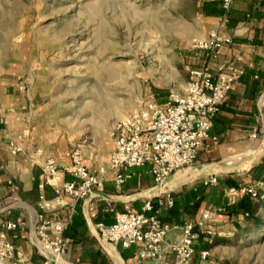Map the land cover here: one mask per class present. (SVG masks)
<instances>
[{"label":"crops","instance_id":"crops-1","mask_svg":"<svg viewBox=\"0 0 264 264\" xmlns=\"http://www.w3.org/2000/svg\"><path fill=\"white\" fill-rule=\"evenodd\" d=\"M198 9L205 21L197 39L208 37L214 31L229 41L215 49L198 48L189 69L195 66L214 69L228 62L244 70L233 82L213 119L210 134L216 139L209 138L200 149L196 164L171 173L163 187L155 184L149 164L127 168L130 177L116 186L108 162L112 145L101 153L87 144L84 162L93 172H98L100 167L104 169L100 193L105 198L74 201L64 196L63 205L45 213L50 220L66 222L62 234L69 238V244L63 255L57 256L59 264H137L135 245L101 243L96 223H112L116 212L139 211L147 199L152 200L160 219L177 225L195 221L205 211H213L214 217L207 223L212 232L201 231L195 240L192 264H214V231L224 229L229 221L239 224L255 208L254 197L246 188L253 187L256 193L258 188L259 193L264 190V0H233L227 12L220 0H201ZM1 74L0 231L4 230L6 239L13 244L11 258L16 260L15 264H35L42 259L33 244V236L40 211L38 183L43 177V161L48 157L56 160L60 168L57 181L61 183L71 178L70 174L61 172V167L68 162L67 150L61 146L57 134L41 133L32 137L35 129L27 113L35 105L34 95L15 76L4 78ZM152 96L164 102L168 94ZM219 172L222 174L218 176ZM209 174L218 176L215 186L203 183ZM198 178L199 182L191 183ZM163 189L172 193L171 206L156 203ZM43 192L47 198L55 195L49 183ZM7 221L19 224L7 229ZM170 234L176 235L178 230ZM204 249L208 254L202 257L200 251Z\"/></svg>","mask_w":264,"mask_h":264},{"label":"rangeland","instance_id":"rangeland-1","mask_svg":"<svg viewBox=\"0 0 264 264\" xmlns=\"http://www.w3.org/2000/svg\"><path fill=\"white\" fill-rule=\"evenodd\" d=\"M200 1L0 0V73L33 93L32 137L57 134L67 152L86 139L105 153L120 115L188 80ZM260 190L238 225L214 231V264H264Z\"/></svg>","mask_w":264,"mask_h":264},{"label":"built area","instance_id":"built-area-1","mask_svg":"<svg viewBox=\"0 0 264 264\" xmlns=\"http://www.w3.org/2000/svg\"><path fill=\"white\" fill-rule=\"evenodd\" d=\"M233 0H220L221 7L227 12ZM228 38H222L214 31L208 37L194 40L193 47L202 49L218 48ZM189 79L182 90H171L164 102L149 97L143 106L124 118L113 123V145L109 153V168L113 172L116 186L130 177L126 169L143 164L150 165V172L156 185L162 186L175 170L191 165L206 141L216 139L210 134L213 119L219 106L226 98L232 84L244 70L232 63L218 64L214 69L195 66L189 69ZM86 139L74 143L67 152L68 162L61 167L62 173L71 175L69 179L57 181L58 164L48 157L43 161V177L38 186L40 211L35 224L36 240L33 244L42 259L35 264H59L58 255L66 251L69 238L62 232L66 222L50 220L45 213L64 204V196L74 201L91 197L105 198L100 193L104 180V169L93 172L84 162ZM15 149H20L15 146ZM218 182L215 174L203 179L204 184ZM49 183L55 195L47 198L43 192ZM246 191L256 196L253 187ZM157 205L171 206L172 193L163 189L157 197ZM151 199H147L139 211L127 209L116 212L112 223L97 222L96 231L101 243L113 246L130 247L135 245L137 264H192L195 252L194 242L201 231L211 233L208 221L214 217L213 211H205L195 221L177 225L164 221L157 215ZM247 214V213H246ZM19 223L7 221L5 228H15ZM178 234L171 236V231ZM208 250L200 251L205 257ZM13 256V244L6 239L4 230L0 231V264Z\"/></svg>","mask_w":264,"mask_h":264},{"label":"bare ground","instance_id":"bare-ground-1","mask_svg":"<svg viewBox=\"0 0 264 264\" xmlns=\"http://www.w3.org/2000/svg\"><path fill=\"white\" fill-rule=\"evenodd\" d=\"M198 40H200V39H198ZM121 116V118H124V117H126L127 115H120ZM165 185V184H164ZM164 185H162V186H160V187H163ZM33 240L35 241L36 240V238L33 236Z\"/></svg>","mask_w":264,"mask_h":264},{"label":"trees","instance_id":"trees-1","mask_svg":"<svg viewBox=\"0 0 264 264\" xmlns=\"http://www.w3.org/2000/svg\"><path fill=\"white\" fill-rule=\"evenodd\" d=\"M201 233V232H200Z\"/></svg>","mask_w":264,"mask_h":264}]
</instances>
